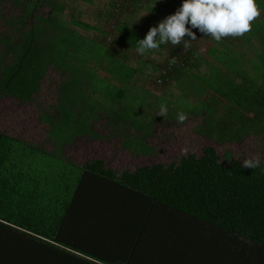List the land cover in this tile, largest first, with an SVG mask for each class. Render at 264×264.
Segmentation results:
<instances>
[{
	"label": "trees",
	"instance_id": "1",
	"mask_svg": "<svg viewBox=\"0 0 264 264\" xmlns=\"http://www.w3.org/2000/svg\"><path fill=\"white\" fill-rule=\"evenodd\" d=\"M74 1L22 0L30 5L33 15L35 7L43 3L50 4V12L46 17L35 14L36 22L15 37L4 36L0 53L2 59L7 56L6 63L0 61V90L22 102L34 101L51 62L70 71L60 84V116L50 118L42 111L45 121L52 120L50 135L57 147L76 134L74 131L100 137L90 127L91 121L84 119L89 115L88 109L94 107L75 111L78 99L88 97L92 73L86 71L89 60L80 52L81 46L68 34L84 36L55 16ZM88 1L98 2L78 0L86 4ZM164 1L167 4L169 0ZM181 2L174 0L170 6L178 8ZM257 4L261 16L242 37L250 41V37L262 36L259 41L264 45V0H257ZM144 10L140 9L143 16L151 10L153 15L156 13L153 6ZM145 21L150 26L158 23L147 18ZM75 24L92 28L83 21ZM193 31L196 33V29ZM181 47L183 44L174 49ZM108 48L115 58L117 52ZM166 49L167 45H162L147 54L155 56ZM175 50L173 55H179ZM208 52L214 57L219 53ZM192 53V49L188 50L187 58L183 56L180 61L164 59L163 71L175 61L168 73L160 72L164 84L168 75L176 81L188 69L201 64ZM260 57L263 61L261 53ZM69 58H74L72 63H67ZM95 58L90 63H102L98 55ZM142 64L151 66L149 59H140L139 65ZM240 66H232V70ZM226 68L217 70L220 84L210 91L222 88V79L229 72ZM134 73L130 67L120 74H111L118 81L132 84L131 79L137 78ZM246 81L236 96L242 98L246 91L249 99L263 103L262 81ZM122 93L110 90L104 99L123 106ZM124 107L119 111L124 112ZM120 112H112L111 120L118 123ZM262 122H252L248 128L241 121L242 125L235 124L237 128L231 135H222L213 125L215 133L220 134H214L215 140L241 142L249 135V129H260ZM201 123L206 132V123ZM140 145L145 147L144 143ZM55 152L0 131V264H264V159L258 168L241 167L239 159L232 161L226 154L230 162L224 163L218 150L207 146L199 155L188 153L176 162L138 165L117 172L98 157L79 164Z\"/></svg>",
	"mask_w": 264,
	"mask_h": 264
},
{
	"label": "rangeland",
	"instance_id": "2",
	"mask_svg": "<svg viewBox=\"0 0 264 264\" xmlns=\"http://www.w3.org/2000/svg\"><path fill=\"white\" fill-rule=\"evenodd\" d=\"M97 1V3L88 1L86 4L75 0L65 5L66 7L64 6L61 15L55 14V16L59 17L70 30L82 33L84 36V38L79 37L78 34L77 36L71 32L68 34L74 43L77 42L81 46L80 52L86 56V61L89 60L85 67L86 71L92 73L91 86L87 92L88 97L78 99L75 111L84 106V109L94 107L95 111L88 109L89 115H86L87 117L84 115V119L91 121L90 127L98 132L100 137L77 134L78 131H74L73 133L76 134L64 143H60L58 147L56 146L57 142L50 135L52 120L45 121L42 114L47 112L50 118L60 116L58 112L61 97L60 84L70 76V71H65L57 63L52 62L46 66L45 77L40 83L39 91L34 95L33 102H22L15 97L5 95L0 90L1 132L45 151L51 153L56 151L55 153L79 164L94 157L101 158L107 168L115 169L117 172L123 169L132 170L138 165L168 164L173 160L176 162L188 153L199 155L207 146H214L224 163L230 162L226 154L231 156L232 161L239 159L242 162L244 159L256 158L261 161L264 159V110H262L264 102L249 99L246 91L244 97L236 96V92L241 90V86L246 81L244 75L248 77L246 83L252 81L257 84L262 81L264 85V76L258 80L264 72V45H261L259 41L262 36L250 37V41L243 37H225V40L220 43L211 37L203 36L196 29L197 39L191 42L189 48L181 47L175 50L170 44L171 48L167 47L166 50L159 51L160 54L153 56L152 61L155 62V66L160 64L159 67H163L164 59L171 57L180 61L183 56L187 58L188 50L192 49V55L196 56L195 59L201 63L197 65L199 68L195 66L192 70L188 69L176 81H171L168 75V78L164 79L166 81L164 84L163 80L158 82V79H162L159 77V69L144 64L130 66L134 64V61L137 62V59L134 61L128 59L118 49L116 57H112L108 52L110 51L108 45H113L114 42L113 26L116 18L120 20L119 11L116 12V17L113 16V20L107 21L105 17L108 13L107 9L111 8L110 4L108 6L109 0ZM141 1L148 2V0ZM158 1H162L165 7L174 2V0H169L166 4L164 0ZM165 7L158 8L154 15L152 10L146 16H143L140 10H136L135 13L144 20L147 18L159 22L165 17L157 19L154 16L163 13L168 16L177 10V8L168 7V12H165L167 10H164ZM35 8H37L36 15L46 17L51 6L43 3ZM35 14L33 15L30 5L23 4L22 0H0V53H3L4 49L2 38L7 34L15 37L26 27L31 26L37 20ZM80 21L90 24L92 28L83 29L79 24H75ZM117 28L123 30L124 27L118 26ZM126 31L128 33L129 30ZM135 35L137 34H132L133 37ZM173 50L179 55H173ZM208 50L215 52L214 54L219 53L214 57L213 53L210 55ZM260 53L263 55V61ZM96 55L102 61L101 64L90 63L96 60ZM4 56L2 59L0 55V61L2 59L6 63L7 56ZM73 59L69 58L67 63H72ZM142 59L148 60V57ZM189 59L191 60V57ZM74 62L75 66L78 65L77 60ZM238 64H241L240 70L238 68L232 70V66ZM224 66L229 68V72L222 79V88L210 91L219 86L220 79L216 74L217 70H221ZM130 67L135 69L133 75L137 76L136 79L135 77L131 79L132 84L118 81L111 74H120L130 70ZM253 74L257 79H254L256 77ZM251 75L253 79L249 78ZM110 90H122L124 104L127 107L104 99ZM161 104H166L168 107V114L165 118L155 115ZM123 107L125 111L120 112L119 110ZM112 112H120L118 123L111 120L110 117L114 116ZM178 112L187 114V120L183 124L177 123L176 114ZM241 121L245 122L248 128H251L257 121L263 122L260 123V129H249L247 131L249 135L241 142L229 143L226 140L216 142L215 137L220 135L219 133L231 135L233 129L237 128L235 124L240 127ZM201 122L206 123V132ZM201 124L202 127H199ZM213 125L219 128L218 134L215 133L217 130L216 126L213 128ZM60 136L63 137L61 134ZM140 139L142 142L137 144ZM141 143H144L145 147H142ZM138 149L139 151H136Z\"/></svg>",
	"mask_w": 264,
	"mask_h": 264
},
{
	"label": "clouds",
	"instance_id": "3",
	"mask_svg": "<svg viewBox=\"0 0 264 264\" xmlns=\"http://www.w3.org/2000/svg\"><path fill=\"white\" fill-rule=\"evenodd\" d=\"M260 15L257 0H182L173 14L151 26L145 37L137 41L136 52L143 56L148 50L168 44H183L187 49L197 39L193 29L216 42L225 37H242L252 30V22ZM167 114L166 104H161L159 111L155 113L164 118ZM176 120L183 124L187 120V114L178 112ZM260 166L259 158L244 159L241 163V167L250 169Z\"/></svg>",
	"mask_w": 264,
	"mask_h": 264
},
{
	"label": "crops",
	"instance_id": "4",
	"mask_svg": "<svg viewBox=\"0 0 264 264\" xmlns=\"http://www.w3.org/2000/svg\"><path fill=\"white\" fill-rule=\"evenodd\" d=\"M111 1L112 3L110 2L108 3V6L110 4L111 8L110 9L106 8L107 11L109 12L107 13L105 17L107 21H111L113 20L112 19L113 16L116 17V12L119 11L120 20H118L117 18L115 19L116 23L113 26L114 31H115L114 39H113L114 42H113V45H110V46L108 45V46L111 48L113 52L115 51L118 53L120 51V53L122 54L123 53L127 54L126 56L128 57V59H132L133 61L134 59H137V62L134 61V64H130V66L139 65L140 59L147 56L150 61L151 66L157 67L159 71L161 72L162 67H159L160 64L158 66L157 65L155 66V62L152 61V58L154 55L152 56L148 55L149 53H152L151 51H154V49L148 50L143 56L139 55L136 52L137 41L140 40V38L145 37L147 31L149 30L151 26L143 18L141 17L139 18L138 14H136L135 11L140 10L141 8H144L146 5H148V6H153L154 7L153 11L157 12L158 8H161V4L162 5H165V4L162 1H158V0H148V2L146 1L138 2V0H111ZM168 7L171 8L170 5ZM168 7L164 8V10L167 9L165 12H168ZM166 16H167L166 13L162 14V17H166ZM118 26L124 27L123 30L117 28ZM126 30H129L128 33ZM132 34H137V35L133 37ZM167 47L171 48L170 44H168ZM117 49L119 51H116ZM129 56L131 58H129Z\"/></svg>",
	"mask_w": 264,
	"mask_h": 264
},
{
	"label": "built area",
	"instance_id": "5",
	"mask_svg": "<svg viewBox=\"0 0 264 264\" xmlns=\"http://www.w3.org/2000/svg\"><path fill=\"white\" fill-rule=\"evenodd\" d=\"M173 63L170 64L168 70L170 71L172 69ZM168 70L163 71L164 74L168 73ZM158 82H162V79H158Z\"/></svg>",
	"mask_w": 264,
	"mask_h": 264
}]
</instances>
